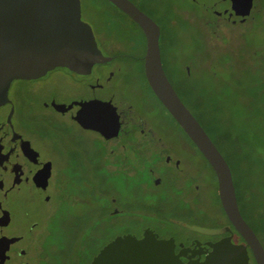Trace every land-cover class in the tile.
<instances>
[{
  "label": "rangeland",
  "instance_id": "obj_1",
  "mask_svg": "<svg viewBox=\"0 0 264 264\" xmlns=\"http://www.w3.org/2000/svg\"><path fill=\"white\" fill-rule=\"evenodd\" d=\"M141 1L151 10L161 26L163 60L170 77L191 110L216 138L206 119L216 112L215 109H223L218 115V124L223 129L229 128V111L236 96L225 88L226 80L230 78L220 68L221 61L227 59L223 55L225 50L229 49L233 55H244L251 60L261 73L257 78L264 81V0H254L253 13L244 22L229 21L219 16V10L212 11L216 6L225 9V0ZM81 2L82 17L85 21H106L114 27L123 25V32L131 41L129 54L124 56L122 69L114 78L118 98L123 101L121 104H132V109L127 110L129 127H134L135 122L142 118L157 127L165 125L164 142L171 145V151L185 161L184 173L196 175L200 184L197 197H200L202 207L209 211L217 224L224 223L227 217L220 199L219 182L214 168L170 111L164 107L147 81L143 63L147 41L142 28L109 0ZM203 45L212 47L218 53L210 58L203 57L199 52V47ZM189 61L201 65V70H197L190 64L192 68L194 66L191 76H188L185 70ZM112 66H116V63ZM247 79L248 76L245 80ZM236 94L247 104V109L242 104L234 106L235 109L240 106L245 115L242 119L238 118L236 124L240 132L241 129L245 131L241 134L242 139L235 143L233 148L226 147L223 143L219 145L231 164L241 204L247 198L253 201L245 212L246 217L256 228L264 245V132L258 137L253 132L257 129L259 132L264 131V98L257 110L248 106L250 96L247 95L246 88L241 87ZM60 121L65 133L83 141L85 149L93 158L97 159L104 153L106 163H116L120 161L121 154L131 153L127 142L128 134H122L120 139L108 141L96 132L83 130L63 117ZM142 137L145 138L146 135ZM118 146L122 151H119ZM155 148L159 150V147ZM153 150L142 140L137 143L133 153L138 156L157 154ZM109 151L113 152L108 155ZM82 163L81 156L73 152L69 160L65 161V169L58 182L61 186L55 190V200L43 203L38 211L37 216L41 221L40 236L33 245L29 264H91L100 250L126 229L141 230L142 220H131L111 213L116 206L112 199H116L117 205L121 204L123 207L132 198L121 176L115 178L106 175L102 182L106 186H115V189L99 194L82 182ZM147 163L158 164L155 158ZM184 173L168 165H161L159 174L164 182L161 187L154 188L152 193H166L173 185L186 182L182 179ZM186 195L188 194L174 189L170 193L171 198L167 197L162 202L165 211L171 214L175 209H180Z\"/></svg>",
  "mask_w": 264,
  "mask_h": 264
},
{
  "label": "flooded vegetation",
  "instance_id": "obj_2",
  "mask_svg": "<svg viewBox=\"0 0 264 264\" xmlns=\"http://www.w3.org/2000/svg\"><path fill=\"white\" fill-rule=\"evenodd\" d=\"M132 1L159 24L141 0ZM124 13L140 26L130 15ZM88 23L94 29L100 49L105 55L112 56L111 60L95 64L92 71L86 74L58 66L37 78H16L11 82L7 96L0 105V238H18L8 245V258L4 264H29L33 245L40 236L41 221L37 213L43 203L55 200V190L61 186L58 183L59 177L65 169V161L69 160L73 152L83 159L82 182L92 191L100 194L115 189V186H106L102 182L106 175L121 176L124 180L132 198L123 207L121 204L117 205L116 199H112L116 206L113 205L111 213L131 220H142V227L140 231L128 228L120 235L133 234L142 238L145 231L150 230L158 238L172 240L175 253L183 264H208L216 258L214 245L221 241L227 244L230 240L238 246L246 245L249 257L246 258L243 254L232 259L218 257L214 264H258L252 248L226 212L227 220L217 224L209 211L202 207L201 199L197 197L200 184L196 175L184 173L185 161L171 151V145L164 142L165 125L157 127L142 118L135 122L134 127H129L127 110L132 109V104H121L123 101L119 100L114 87V78L121 71L124 56L129 54L131 44L128 35L123 32V25L114 27L106 21ZM163 58L162 52V60ZM114 63L116 66H112ZM143 63L145 70V55ZM164 68L183 99L165 65ZM193 68L186 64L188 76L193 74ZM152 91L154 92L153 89ZM91 100H95L97 104L101 101L111 102L116 107L122 122L118 136L106 138L100 131L86 128L79 122L76 118L78 112ZM183 101L190 108L184 99ZM61 117L83 130L96 132L104 140L113 141L120 139L122 134H128L127 142L131 153L121 154L120 161L116 163H106L104 153L97 159L91 157L83 141L65 133ZM144 135L145 138L142 137ZM142 140L157 154L138 156L133 153L137 143ZM154 146L159 147V150ZM118 148L122 151L120 146ZM112 152L109 151L108 155ZM152 158L158 164H148L147 161ZM161 165H168L184 173L182 179L186 182L173 185L166 193L153 194V189L161 187L164 182L159 174ZM174 189L188 195L183 206L170 214L165 211L162 202L167 197L171 198L170 193ZM247 222L250 224L248 220ZM252 228L254 229L253 226ZM255 232L257 233L256 230ZM257 235L260 238L258 233Z\"/></svg>",
  "mask_w": 264,
  "mask_h": 264
},
{
  "label": "water",
  "instance_id": "obj_3",
  "mask_svg": "<svg viewBox=\"0 0 264 264\" xmlns=\"http://www.w3.org/2000/svg\"><path fill=\"white\" fill-rule=\"evenodd\" d=\"M109 1L142 27L147 38L145 72L152 89L214 168L227 216L252 248L257 263L264 264V245L241 212L231 165L185 104L164 68L160 25L132 0ZM225 2V9L216 6L212 11L219 10L220 16L232 22L247 21L255 6L254 0ZM112 58L102 52L93 27L83 19L81 0H0V105L16 78H37L58 66L86 74L95 64ZM76 118L84 127L96 129L106 138L118 136L122 124L116 107L104 101L86 102ZM17 239L0 238V264L8 258V245ZM239 254L249 257L246 245L238 246L230 240L214 245L216 258L232 259ZM216 258L208 264H214ZM91 264H183V261L175 253L172 240L158 238L146 230L142 238L133 234L116 236Z\"/></svg>",
  "mask_w": 264,
  "mask_h": 264
},
{
  "label": "trees",
  "instance_id": "obj_4",
  "mask_svg": "<svg viewBox=\"0 0 264 264\" xmlns=\"http://www.w3.org/2000/svg\"><path fill=\"white\" fill-rule=\"evenodd\" d=\"M255 13H256V11H255ZM223 47L226 49L225 46H223ZM217 48H219V47H217ZM225 51H226V53H224L223 55L226 56L227 59L223 62L221 61L220 68H222L225 71L224 74L228 75V77L230 78V79L226 80L225 88H227V91L231 90L232 91L231 93H234V95H236L233 98V104H232L233 107L229 111L230 118H231V121L229 122V124H230L229 128L227 127L225 129H223L218 124V121H219L218 115H220L221 112H223L222 111L223 109H221V110H219V108L215 109L216 112L212 113V116H208V118L206 119V120H208L209 123H207V122L206 123L209 125V128L213 132H215V137L217 138V140H216V138H214V136H212L210 131L206 128L204 122L193 112L195 114V116L199 119V121L202 123V125L205 127V129L208 131L209 135L212 137L214 142L220 148L222 153H223V150H222V147L219 145V143L220 144L223 143L226 147L233 148L235 146V143H238V141L242 139L241 134H244V131H245L244 129H241V132H240V130L236 126V124L238 122L237 119L238 118L242 119L243 116H245V115L241 111L240 106L237 109H235L234 106L242 104L243 107H245L247 109V106H246L247 104L244 103V101H242L241 96L236 94V93H239V90H241V87L246 88L247 95L250 96V104H248V106L254 107L257 110L259 109V103L264 98V81L257 78V76L261 75V73L258 71L257 68L254 67V65L251 63V60H248L244 55L243 56L241 55L239 57L235 56L231 53V51H229V49L225 50ZM199 52L202 53L201 55H203V57H208V58L213 57V55L215 53H218L217 50L213 49L212 47H208L206 45L200 46ZM191 63L196 67L197 70H201L200 69L201 65H197L192 61H189L188 64H191ZM246 76H248L247 80H245ZM228 100L232 102L231 98H229ZM231 102H230V104H231ZM215 108H216V106H215ZM253 132H254V135L256 137H258V136H261L264 131L259 132L257 129V130H254ZM232 155L235 156V154L233 152H232ZM224 156L228 160V158L225 154H224ZM228 162H229V160H228ZM229 164H230V162H229ZM237 195H238V193H237ZM238 201H239V206L241 208V211H242L244 217H246L245 212H246L249 204H251L253 201H251V199L247 198L244 200L243 204H241L239 197H238ZM246 220H248L247 217H246ZM250 224H251V222H250ZM254 229L256 230L255 227H254Z\"/></svg>",
  "mask_w": 264,
  "mask_h": 264
}]
</instances>
